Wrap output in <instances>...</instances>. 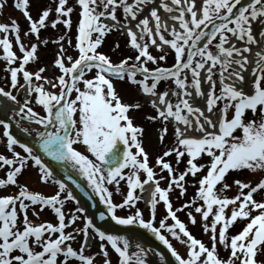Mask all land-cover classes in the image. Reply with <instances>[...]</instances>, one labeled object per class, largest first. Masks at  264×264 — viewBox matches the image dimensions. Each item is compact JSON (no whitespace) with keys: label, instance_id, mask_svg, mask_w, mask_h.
<instances>
[{"label":"snow or ice","instance_id":"obj_1","mask_svg":"<svg viewBox=\"0 0 264 264\" xmlns=\"http://www.w3.org/2000/svg\"><path fill=\"white\" fill-rule=\"evenodd\" d=\"M8 3L0 0V13ZM12 3L28 27L22 35L15 18L0 22V71L8 85L0 86V264H114L112 252L115 264H149V254L157 252L138 242L133 248L130 238L102 230L83 207L66 212V203L76 196L32 146L13 135L17 117L38 126L35 136L43 156L86 180L105 205L101 220L107 213L118 225L151 233L175 264H264V0H54L52 7L38 9L36 18L31 0ZM73 13L78 16L75 44L70 38ZM49 28L60 31L56 39L42 36ZM114 29L127 36V51L118 61L99 51ZM27 37L36 42L26 44ZM49 43L58 48L53 66L59 74L52 78L39 66V49ZM69 48L77 55L68 54ZM115 48L121 50V45L117 42ZM170 55L173 63L166 66L162 62ZM33 62L35 71L28 67ZM116 81L143 94L144 102H125ZM145 105L153 114L144 118L159 124L158 141L164 143L169 135L175 141L154 166L145 128L130 115ZM173 156L174 162L166 159ZM31 168L36 183L55 186L53 194L21 182ZM231 173L259 178L234 177L229 183ZM189 176L196 192L174 207L170 194L184 197ZM66 178L81 188L70 172ZM150 183L154 191L145 218L136 190ZM233 187L237 192L229 197ZM114 192L122 195L121 202L114 201ZM161 202L165 214L157 224ZM126 208L129 213L117 214ZM47 209L55 222L30 219V212L38 218ZM180 212H186L191 225L201 226L207 243L193 234ZM241 221L243 227L233 233ZM94 240L96 254L88 251Z\"/></svg>","mask_w":264,"mask_h":264},{"label":"rangeland","instance_id":"obj_2","mask_svg":"<svg viewBox=\"0 0 264 264\" xmlns=\"http://www.w3.org/2000/svg\"><path fill=\"white\" fill-rule=\"evenodd\" d=\"M72 2H74V0H70V3H72ZM53 3H54V0H31V5H32L31 9H30L31 14L33 15L34 18H36L38 9L42 8L45 5L48 7H52ZM165 14L166 13L162 12V18ZM13 18H15L20 23L21 28H22V35H23V30L27 29L28 22L24 18L23 13L19 10H16L13 7L12 0H9L8 5L5 7L3 12L0 13V22L9 23L11 21V19H13ZM72 19H73V27L71 30L70 38L72 39L73 44H75V36H76V32H77V22H78V16L76 13H73ZM62 27L63 26H61V30H62ZM59 34H60V31L53 30L51 28H49L47 31L42 32V36L45 39L51 38L53 40L56 39ZM126 41H127V36L124 34V32L122 30H115L114 29L109 35L106 36L105 42L101 46L99 51L110 55L112 57L113 61H118L119 58H121L125 54V52L127 51V49L125 47ZM24 42L26 44H29V43H35L36 41L32 37H27V38H24ZM117 42L121 45V50H116L115 44ZM66 47H68V46L66 45ZM16 50H17V54L20 55L18 48ZM57 50H58L57 45L54 43H49V45L47 47H44V46L40 47V49H39V66H45L47 68V71L43 74L44 76L50 75L51 77H53L54 73L56 75L59 74L53 66V61L56 57ZM152 51L154 54H157V52H158V50H156L154 48L152 49ZM68 54L76 56L77 52L74 48H69ZM162 63L165 64L166 66H170L173 63V57L170 55L168 57L167 61L162 62ZM3 67H4L3 62H0V69H3ZM28 67H29V70H32V71H35L38 68L37 63H35V62L31 63ZM0 84L2 86L6 87V89L8 88L7 80L5 78V73L3 71H0ZM115 87H116L117 91L120 92V94L123 97L125 102L133 103V102L139 101V102L143 103L145 100L143 98V96H141L140 93H138V91L136 89H131L129 87V85H127V84H124L120 81H116ZM162 87H164V85H162ZM8 90H10V89H8ZM23 96H24L23 94H19L18 98L22 100ZM173 101H175V97H173ZM36 110L40 111L41 109L39 106H36ZM145 113L153 114V109L151 108L150 105H145V107L141 111L130 112V115L135 118L134 123L142 124L145 128V141H144V143H145L146 150L149 153L150 164L152 166H154L156 157L158 155H161L163 153V151L166 150V147H170L175 141L172 138V136L169 135V137L165 140L164 143H160L158 141V138H157V132L159 130V124L156 122H149L148 120H146L144 118ZM2 133H3V127L0 126V134H2ZM78 147H80V146H78ZM80 150L83 151V148L80 147ZM3 151H4L3 141L0 140V152H3ZM17 151H22V149L17 147ZM166 159H171L173 162L175 161L174 156L166 158ZM205 159H207V158H205ZM201 162H203V161H201ZM183 168H184V164H181L179 166V170H183ZM156 171L159 173L158 168L156 169ZM163 175L167 176V173L165 172V173H163ZM2 176H3V174L0 173V177H2ZM35 177H36V170L34 168H31L25 172L24 176H22L20 178V180H21V182L28 181L30 186L33 189L39 190L43 194L51 195L54 193V191H55L54 185L44 186V185L38 184V183H36ZM234 177L239 178V179H243V180L256 181L259 178V174L251 175L248 173H244V174H241L237 177L236 173H231L227 177L228 182L231 183ZM167 183H168L167 180H163V181H161V186L166 187ZM193 184H194L193 178L191 176H189L187 178V193L184 197L177 199V195H178L177 191H173L170 194V197L172 199L174 207H179L181 204H183L184 202H186L187 200H189L190 198H192L194 196V194L196 192V187H194ZM121 188H122V192L126 193L127 189L124 186L123 182L121 184ZM13 190L14 189H9V191H13ZM140 190L141 189L136 190L138 195H141ZM236 192H237V189L235 187H233L231 190H229L227 192V195L229 197H232L236 194ZM121 200H122V195L116 194L114 192V201L119 203V202H121ZM138 204H139V207L141 208V210L144 211L145 218H147L149 215V208L150 207L148 209H144L142 199L140 201H138ZM73 210H74L73 207L69 203H66L65 211L71 212ZM129 211L130 210L126 208L124 210H118V213L125 215L126 213H129ZM164 214H165V209L163 207V203L161 202L160 205L158 206L157 224H158L159 219L162 218V216ZM178 216L180 217V219L182 221H184L185 223H188L190 230L193 232V234L197 238H202L206 243L208 242V236L202 233L201 226L199 224H197L195 226L190 224V222L188 221V218L186 216V212H180V213H178ZM29 217L36 224H39V223L44 222V221L55 222L54 213L50 209H47V210L41 212L40 216L38 218L32 216V214L30 212ZM197 219L198 220L200 219L198 214H197ZM78 223L82 226L83 220L78 221ZM168 223L171 224L172 221L169 219ZM244 223H245L244 221L239 222L234 228L231 229V231L233 233H235L236 231H238L240 228L243 227ZM68 230L70 231L71 228H69ZM165 234L168 235L166 232H165ZM169 239L171 240L173 245L181 252V254L185 253L186 248L180 242L171 238L170 235H169ZM79 244H80V241L78 239L77 242H75L74 246L79 247ZM98 249H99L98 240H94L92 245L88 249V251L92 254H96L98 252ZM109 250L111 251V249H109ZM221 255L226 256L227 252L222 251ZM111 258L115 264L116 254L114 252H112ZM99 259H100V257L97 256V261H99Z\"/></svg>","mask_w":264,"mask_h":264},{"label":"water","instance_id":"obj_3","mask_svg":"<svg viewBox=\"0 0 264 264\" xmlns=\"http://www.w3.org/2000/svg\"><path fill=\"white\" fill-rule=\"evenodd\" d=\"M9 115H12L11 112ZM19 117L15 118L12 121V128L10 129L13 135H15L22 142H27L30 146L34 148L37 154H40L43 159L54 169L56 172V176L59 179L65 180L68 184L69 188L73 191L76 196V201H73L77 207H83L87 210V214L94 220L97 226L101 227L102 230L112 234L124 235L131 239L133 248L135 243H140L143 247L147 249H156L157 252L150 253L148 260L149 264H175L174 258L171 257L170 253L166 249V247L158 240L154 238L151 233L146 232L142 228H138L135 226H121L116 224L114 221L108 218L106 213L105 220H101L99 218V212L105 211V205L100 203L99 198L95 196V193L92 192V189L88 186L86 180L83 177H80L76 172L68 169H65L58 164L57 162L52 161L50 158L43 156V153L39 150L38 147V138L35 136V129L26 126L23 123H20ZM19 124V126H17ZM27 127L30 129L29 132H25L23 129ZM71 173L73 178L80 183L81 188H76L71 181L67 180V174ZM89 196L93 197V199H89ZM96 206L93 207L92 205ZM163 254L165 257L164 261L160 260V255Z\"/></svg>","mask_w":264,"mask_h":264},{"label":"bare ground","instance_id":"obj_4","mask_svg":"<svg viewBox=\"0 0 264 264\" xmlns=\"http://www.w3.org/2000/svg\"><path fill=\"white\" fill-rule=\"evenodd\" d=\"M130 2H131V0H130ZM167 23H168V24H171L172 21L169 19V20H167ZM258 39H259V37H258ZM255 50H256V49L254 48V51H255ZM21 92L23 93V91H21ZM172 98H173V97H172ZM16 119H17V118H16ZM20 123H21V122H20ZM25 123L28 124V125H35L34 123H28V122H26V121H25ZM35 126H36V125H35ZM148 195H149V194H148Z\"/></svg>","mask_w":264,"mask_h":264}]
</instances>
